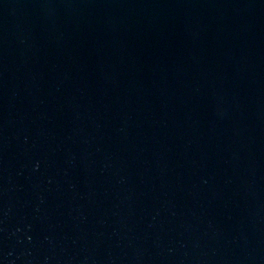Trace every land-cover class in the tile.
I'll return each mask as SVG.
<instances>
[{
  "label": "water",
  "instance_id": "water-1",
  "mask_svg": "<svg viewBox=\"0 0 264 264\" xmlns=\"http://www.w3.org/2000/svg\"><path fill=\"white\" fill-rule=\"evenodd\" d=\"M0 264H264V0H0Z\"/></svg>",
  "mask_w": 264,
  "mask_h": 264
}]
</instances>
